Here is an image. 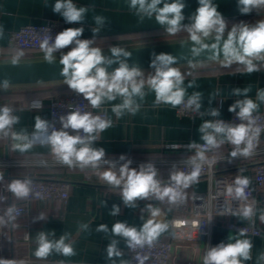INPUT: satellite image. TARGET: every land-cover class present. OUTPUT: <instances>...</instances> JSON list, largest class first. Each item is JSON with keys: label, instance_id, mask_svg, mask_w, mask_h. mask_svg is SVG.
I'll list each match as a JSON object with an SVG mask.
<instances>
[{"label": "crops", "instance_id": "1", "mask_svg": "<svg viewBox=\"0 0 264 264\" xmlns=\"http://www.w3.org/2000/svg\"><path fill=\"white\" fill-rule=\"evenodd\" d=\"M56 0H0V27L3 35L0 37V61H11L19 52H23L20 60L24 59L26 51L21 50L9 41V34L27 24H38L50 19L59 20L62 29L69 27H83L84 33L81 39H93L92 28L96 27L94 17L99 15L106 18L105 25L94 37L93 47L103 50H110L112 47L126 48L141 45H148L151 41L160 37L171 35L165 28L152 19L145 18L142 22L130 10L128 0H73L78 7L88 8L85 19L81 23L68 24L63 17L53 12ZM170 2V0H169ZM185 20L182 22L187 25L191 23L190 17L198 7V0H184ZM218 5V11L222 13L227 21V28L241 21L251 24L257 15H263L264 9L253 10L249 14H241L237 7V0H213ZM162 6V5H161ZM180 33L186 30L179 31ZM69 48H65L66 53ZM261 65L259 72L248 74L243 65L233 63L225 67L224 59L216 61H205L191 64L175 65L184 76L183 87L186 89L185 97H190L194 92L202 94V107L200 114L196 117L178 115L176 107L168 104H155V93L145 83L144 97H135L136 103L140 105L139 111L132 115L127 111L117 118L112 112L115 104L122 103V98L117 97L113 101H105L95 110L105 109L107 119L112 120V126L100 133L93 147L105 149V158L126 157L136 158L143 162L160 161L163 159L190 158L195 155L196 150L189 148H166L164 144H186L192 141L202 143L200 139L199 126L204 120H213L216 117L209 115L212 108H219L221 115L218 118H228L232 112L228 108L236 100H242L244 96L232 94L233 88H249L247 98H251L259 107L255 112H264V102L257 99V92L264 89V61H255ZM145 81L155 74L154 69L142 70ZM189 83L193 87L189 88ZM9 90H0V106H8L14 109V115L19 116V123L14 125L12 131L27 130L29 134L34 131L35 117L40 115L50 122L47 103L50 98L58 93L70 91L64 81L47 82L37 85H13L8 86ZM41 99L42 109L38 110L31 107L32 100ZM238 111V109H237ZM219 139V137H218ZM15 141L10 136H0V158L24 159L29 163L26 166L13 167L10 169H0V174L4 179L0 180V189L7 185L11 177L16 174H31L36 177H46L62 179L70 182V196L67 202L58 200H40L31 204V212L28 217L30 221L29 238L24 237L26 217H16L13 213L11 218L8 214L10 207L15 208L23 199L16 198L13 194L6 195L5 199H0V214L3 216V252L7 257H29L38 259L34 256L37 247L35 243L36 234L40 231L49 233V239H58L64 233L69 234V241L72 242L75 255L63 256L53 252L46 259L59 261L65 264H113L112 260L107 259L106 246L115 239L118 241L117 247L122 255L113 258L115 264L121 261H128L126 241L122 237L113 236L111 227L116 221H125L129 226L139 229L144 220L150 214L146 210L147 204L161 209L162 215L159 220L169 222L174 216V211L161 206L159 200L149 197L147 200H138L136 208L124 207L120 189L109 186L106 182L99 179L97 171H103L108 167H100L94 170L91 167L81 169L79 167H68L54 164L55 156L51 153L50 147L41 142H36L34 147L21 153L14 149ZM264 146V134L262 136ZM234 146L224 143L219 148L211 150L208 154L219 156H229ZM207 155V153H205ZM264 158V155L258 156ZM256 156L231 158L222 160L217 165V171L224 173L232 170L242 169V174L252 181L254 163ZM231 161V162H229ZM135 166L132 168H138ZM5 170H9L5 174ZM114 171L119 168L114 167ZM179 171L176 166L164 165L161 175L168 180L172 172ZM208 188V180L199 177L197 183H193L187 189L189 192H204ZM106 201V206L104 202ZM119 204L121 211L117 216L110 215L113 204ZM254 207V214L249 219L241 216L232 218H218L217 224L212 229L211 240L215 244L221 242L228 244L234 243L235 239L248 238L252 241L251 259L242 260L241 264H264L261 254H264V236L245 235L227 227L226 223L235 220L239 223L253 221L259 228L264 230V200L261 196L251 202ZM39 213H43L47 218L43 221H34ZM81 224H87L88 228L83 229ZM100 224H107L109 232H98L96 229ZM52 233H55L52 235ZM231 235L234 239L229 240ZM170 228L160 235L158 239H168ZM197 249L196 257L199 262L203 261L206 253L205 242H194L193 246ZM191 250H186L185 254L190 255Z\"/></svg>", "mask_w": 264, "mask_h": 264}, {"label": "clouds", "instance_id": "2", "mask_svg": "<svg viewBox=\"0 0 264 264\" xmlns=\"http://www.w3.org/2000/svg\"><path fill=\"white\" fill-rule=\"evenodd\" d=\"M128 6L130 10L135 11L141 22L145 18L154 17L155 22L164 27L169 34L174 35L182 29L186 30L194 45L193 55H199L201 51L211 47L213 50L218 49L222 52L225 67L238 63L244 66L248 74L261 70V65L255 61H264V19L254 24L243 21L233 24L225 38L227 21L218 11V5L214 4L213 0H198V7L190 17L191 23L187 25L182 23L185 20L186 3L184 0H170V2L169 0H128ZM237 7L241 14H249L253 10L264 9V0H237ZM87 11L86 6L78 7L73 0H56L53 6V12L60 14L68 24L83 22ZM94 21L96 27L91 30L93 39H81L84 33L83 27H69L59 32L54 39L48 36L41 42L40 47L44 53V60L49 64L56 62L55 53L72 46L59 58V63L63 66L60 75L64 78V83L69 90L81 95L93 108H99L105 101H113L121 97L122 103L113 105L111 109L119 118L125 111L132 115L139 111L140 105L136 103L135 97L141 99L144 97L146 83L155 93L157 106L162 103L173 107L185 104L186 108L200 113L202 94L194 92L185 103L184 76L178 68L172 67L176 63L174 56L167 53L154 54L155 60L151 61L150 67L155 68V74L145 81L142 69L127 63L131 52L114 46L110 49L111 57H107L101 48L92 46L94 37L105 25L106 18L97 15ZM2 35L3 29L0 27V37ZM209 39L214 40V43L211 45L206 43ZM22 55L23 52H19L12 58L11 63L18 64ZM120 57H125V59L121 60ZM113 63H118V67L109 72L108 67ZM0 85L7 89L9 81L5 79ZM188 87H193V83H189ZM249 91L247 87L233 88V95L245 98L236 100L228 108V111L235 113L240 121H247V123L232 125L224 120H204L198 129L203 144L192 141L188 146L189 149H196L195 155L188 160L192 170L189 173L183 171L170 173L171 183L167 185H162L157 178L158 170L152 162L142 163L138 168H132L130 167L132 160L121 155L119 159L123 163L118 172L114 171L115 162L104 159L105 149L92 146L99 134L112 126V120L99 115L94 116L90 112H82L78 108L61 116V128L57 130L53 127L51 132H49V128L52 127L50 122L37 115L34 131L29 134L24 129L18 132L12 131L20 118L14 115L13 108L0 106V136H10L15 141L14 149L21 153L30 151L35 143L40 141L42 145L46 144L50 147L58 163L70 168L91 167L99 170L103 161L109 167L103 171H97V175L107 185L120 189L121 201L126 208H136L138 200H147L149 197L159 201L167 200L170 204H178L185 199L183 189L199 181L207 151L219 148L227 142L234 146L230 153L232 158L249 157L254 153L262 129L259 126L253 127L255 125L253 113L259 105L251 98H247ZM257 99L264 102V89L258 90ZM32 107L40 110L43 104L33 101ZM209 115L218 117L221 111L219 108H212ZM68 129L76 134H70ZM172 147L176 148L178 145L174 144ZM242 171L239 169L232 183L227 185L223 195L238 200L247 199L246 189L251 181L247 176L239 174ZM3 179V175L0 174V180ZM31 184L32 181L28 178L13 179L8 183V191L18 199H26L33 195ZM34 195L42 198L40 192H35ZM104 205L106 206V201ZM146 210L150 216L144 220L139 229L129 226L125 221H116L111 227L112 235L122 237L132 251L143 249L145 246L151 247L161 234L169 230L170 226L180 229L187 224L185 220H173L171 225L169 222L159 220L158 217L162 215L161 209L152 204H147ZM14 211L17 210L13 207L8 209V214L13 219L11 214ZM120 211V205L114 203L110 215L117 216ZM240 215L244 219H251L253 207L245 205L240 209ZM46 218L43 213H39L34 221H43ZM261 221H264V215L261 216ZM192 223L193 226L197 224L196 221ZM80 227L87 229L88 225L81 224ZM96 230L109 232L107 224H100ZM240 236L244 237L245 232L241 231ZM228 239L233 240L234 238L229 235ZM68 241V233L60 235L58 239H49L48 232L40 231L35 237L37 247L34 256L38 259H46L53 252L63 256H74L76 253L73 243ZM117 245L118 241L113 239L106 246L107 259L112 260L113 264H115L113 258L122 255ZM252 247V241L248 238L235 239L234 243L228 244L221 242L209 248L204 254L203 264H241L242 260L252 258ZM260 258L264 259V254H261ZM146 259L147 257H141L139 254L136 256L138 264H145ZM0 264H15V261L0 258ZM121 264H128V262L121 261Z\"/></svg>", "mask_w": 264, "mask_h": 264}, {"label": "built area", "instance_id": "3", "mask_svg": "<svg viewBox=\"0 0 264 264\" xmlns=\"http://www.w3.org/2000/svg\"><path fill=\"white\" fill-rule=\"evenodd\" d=\"M261 19H264V14L255 16L251 21V24H254ZM61 31H63V29L60 21L56 19H50L43 23L27 24L17 30H13L9 34V41L12 45L21 50L33 53H41L43 52L40 47L42 40L48 36L54 39L55 36ZM187 99L188 97H185V103ZM33 101H38L44 104L41 99H36L31 101V107ZM77 108L82 112H90L94 116L99 115L102 118L107 119L105 109L95 110V108H93L88 101L84 100L81 95L71 90L65 91L53 95L47 103L50 124L52 126L49 128V132L52 131L53 127L59 130L61 128L60 117L66 115L70 111L76 110ZM176 112L178 115L190 117H196L200 114L186 108L185 104L178 105ZM253 118L255 119V125H253V127L259 126L261 127L262 131L259 136L257 147L255 148L254 153L251 155L256 156L257 160L254 163L252 181L249 187L246 189L247 199L238 200L223 195L227 185L232 183L239 170L219 173L217 171V165L222 160H228L232 157H230V155L219 156L216 154H208L211 150L207 151L206 161L202 165L200 175V177H205L208 180V188L206 191L189 192L188 189H183L185 199L183 202L178 204H170L167 200L159 201L161 206L174 211L175 214L172 221L185 220L187 221V224H185L180 229L170 226V237L168 239H157V241H155L151 247L145 246L143 249H137L136 251H132L127 247V252L129 255V259L127 261L128 264H138V261L136 260L137 254H139L141 257H147L145 264H203V261L199 262L197 260V249L192 247L194 242H205V251L207 252L209 248L218 245L213 243L211 240L212 229L217 224L218 218H232L241 216L240 209H242L245 205H251V202L256 198V196H261L264 200V158H258V156L264 155V146L262 145V136L264 134V112H254ZM214 120H224L226 123H230L232 125H237L242 122L247 123V121H240L235 113H232L228 118L216 117ZM67 131H69L70 134H76L71 129H68ZM41 139H43V137H41ZM197 144H203V142ZM172 145L174 144H164V147L173 148ZM175 145H178L176 148H189V143H176ZM192 149L196 150L195 148ZM126 158L132 160L130 167L147 163L132 157ZM104 159L115 162L116 168H119L123 163L119 157H109ZM188 160L189 158H175L163 159L156 162H148L155 164L158 170L157 178L161 181L162 185H167L171 182L169 179L166 180L162 177V166H176L179 168V171L189 173L192 169L188 164ZM28 163L29 162L24 159L0 158V169L26 166ZM54 164L63 165L58 163L57 160L54 161ZM100 167H109V165L103 163L102 161ZM239 174L243 175L242 172ZM24 178H28L32 181L31 187L33 190V195L23 199L22 202L15 207L17 211H14L13 214L16 217L27 218V222L25 223L24 237L28 239L30 227V221L28 217L31 212L32 202L40 200H58L67 202L70 196V182L62 179L36 177L31 174H16L11 177V180ZM35 192H40L42 194V198L36 197L34 195ZM7 193L12 194L8 191V184L1 187L0 199H5ZM233 213H236V215H233ZM193 221L197 222L196 226H193ZM226 225L228 228L239 233L244 231L245 235L264 236V230L259 228L253 221L239 223L235 220H230L226 223ZM187 249L191 250L190 255L185 254ZM0 258L14 260L15 264H65L64 262L59 261L38 260L29 257L17 258L5 256L3 252L2 214H0Z\"/></svg>", "mask_w": 264, "mask_h": 264}, {"label": "water", "instance_id": "4", "mask_svg": "<svg viewBox=\"0 0 264 264\" xmlns=\"http://www.w3.org/2000/svg\"><path fill=\"white\" fill-rule=\"evenodd\" d=\"M224 35L226 38L227 34ZM206 43L211 45L214 40L209 39ZM193 46V42L188 39L122 49L131 52V57L127 58V63L130 66H139L142 70L154 69V67H150L151 61L155 60L154 54L160 53L171 54L176 58V63L172 66L224 59L222 52H219L218 49L213 50L211 47L201 51L199 55H193ZM103 53L105 56L111 57L110 50H103ZM56 58V62L52 64L46 62L44 58L20 60L16 65H13L11 61H0V83L5 79L9 81L8 86L64 81V78L60 75L63 67L59 63L60 56H56ZM113 59L115 58L113 57ZM120 59L124 60L125 57H120ZM117 67L118 63H113L108 67V71L111 72ZM8 172L9 170H5V174Z\"/></svg>", "mask_w": 264, "mask_h": 264}, {"label": "rangeland", "instance_id": "5", "mask_svg": "<svg viewBox=\"0 0 264 264\" xmlns=\"http://www.w3.org/2000/svg\"><path fill=\"white\" fill-rule=\"evenodd\" d=\"M230 29H231V27L226 28L225 34H227V32ZM188 39H190V38H189V33L187 31L183 32V33L178 32V33H176L174 35L171 34V35H166V36L160 37L157 40L151 41L149 44L166 43V42L181 41V40H188ZM64 51L63 52H57L54 55L60 56V55H62L64 53ZM38 57H41L39 55V53H33V52H29V51H26L25 56H23L24 59H38ZM9 88L10 87H7V89H4L2 86H0V90L1 91L2 90H9Z\"/></svg>", "mask_w": 264, "mask_h": 264}, {"label": "trees", "instance_id": "6", "mask_svg": "<svg viewBox=\"0 0 264 264\" xmlns=\"http://www.w3.org/2000/svg\"><path fill=\"white\" fill-rule=\"evenodd\" d=\"M64 50H60L59 52H63ZM39 55L41 56V57H38V58H44L43 56H44V53L43 52H41V53H39ZM59 55V54H58ZM56 56V55H55ZM61 56V55H60ZM39 84H42V83H39ZM31 85H37V84H31Z\"/></svg>", "mask_w": 264, "mask_h": 264}]
</instances>
